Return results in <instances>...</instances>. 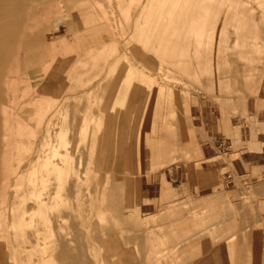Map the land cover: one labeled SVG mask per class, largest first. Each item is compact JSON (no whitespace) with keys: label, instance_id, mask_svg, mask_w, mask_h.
Here are the masks:
<instances>
[{"label":"bare ground","instance_id":"bare-ground-1","mask_svg":"<svg viewBox=\"0 0 264 264\" xmlns=\"http://www.w3.org/2000/svg\"><path fill=\"white\" fill-rule=\"evenodd\" d=\"M122 1L140 3L142 10L147 6L141 0ZM243 4V0H157L152 9L156 17L140 30L135 22L128 28L123 25L129 31L128 39L141 32L139 43L126 49L123 40L116 38L118 27L109 11L103 9L100 14L88 6V0H0V215L14 177L15 158L21 157L17 151L25 144L19 134L41 132V152L30 158L31 197L43 212L51 242L69 258L66 264H97L90 240L104 241L100 233L113 230L114 225L111 219L104 223L97 217L96 200L88 202L89 210H83L89 173L95 174L89 194L105 192L107 209L121 210L127 186L141 193L142 142L151 147L155 162L161 131L170 120L182 124L176 93L177 82L186 80L183 73L201 79L205 59L213 72L219 51L223 54L217 55V60L228 61L225 53L232 32L249 20L255 23L263 18L260 9L264 7L254 14L253 7ZM44 21L48 23L41 26ZM31 25L30 44L45 43L47 50L58 44L52 42L51 35L57 39L61 32L93 26L97 34L92 39L83 36L82 47L77 38L68 55L74 66L64 65L67 74H60V81L43 85L42 67L31 60L35 66L28 70L27 58L20 57ZM263 31V26L251 31L256 43L264 41ZM207 52L208 57L203 55ZM214 76L228 80L230 74ZM20 117L24 122L18 134ZM161 152L165 154L163 147ZM23 169L21 165L18 173L24 174ZM211 174L208 171L201 177ZM239 183L249 195L242 206L212 223L223 224L217 228V236L197 244L191 243L192 235H171L173 249L184 254V264H249L256 237H264V226L260 230L255 227L264 192L244 186L242 180ZM19 210L15 225L22 227L26 211ZM123 222L131 224L124 216ZM131 225L132 238L145 243L142 225ZM216 237L219 240H214ZM4 246L0 238V253ZM48 256L55 258L53 251ZM11 259L12 264H19L15 253ZM141 264L153 262L145 259Z\"/></svg>","mask_w":264,"mask_h":264},{"label":"rangeland","instance_id":"rangeland-1","mask_svg":"<svg viewBox=\"0 0 264 264\" xmlns=\"http://www.w3.org/2000/svg\"><path fill=\"white\" fill-rule=\"evenodd\" d=\"M141 1L147 3L144 10L141 9L140 3L131 4L122 0H88V6L94 7L100 14L103 13V9L108 10L112 22L118 27L116 38L123 40L122 44L126 49H133L140 41L141 26L150 18L156 17V11L152 9L155 8L153 5L155 6L157 0ZM243 3L242 7H253L254 14L264 7V0H243ZM71 6V2H67V7L73 11ZM260 11L263 14L264 8ZM262 17L255 23L249 20L243 27L238 28V32L237 29L232 32L228 41L229 47L225 53L228 61L224 63L222 60L220 62V59L217 60V55L223 54L219 51L215 54L213 72L205 59L206 70L201 79L193 78L188 72L183 73L186 80L177 82L180 86H177L176 93V99H179L177 104L181 107L182 124L178 125L170 120L169 126L161 131L162 137L156 139L158 155L155 162L151 147L144 145L143 140L141 193L127 186L124 188L121 210L116 212L113 209H107L105 192L98 196L89 194L95 183L94 172L89 173L82 199L86 202L83 210H89L88 202L96 200L97 217L104 223L111 219L114 225L113 230L100 233L104 241L90 240L94 252L93 259L97 264H141L145 259L152 261L153 264H184V254L172 247L173 242L170 237L173 233H180L182 236L192 235L191 243L202 244V240L217 236V228L223 227V224L216 226L212 223L223 217L225 213L242 206L247 199L249 193L245 188L239 187V180H242L244 186H254L256 190L264 192V177H259L258 181H252L249 178L243 179L237 176V184L228 185L222 176L219 177L214 171L209 170L212 174L202 179L201 175L206 174L208 170H205L206 165L203 163L198 136L199 128L195 126L194 119L196 104L213 102L224 108L234 106L245 110L247 94H258L260 89L264 88V41L256 43L255 40L258 41V39L251 32L256 27H264V14ZM131 22H135L139 30L136 37L128 39L126 35L129 31L122 27L123 25L130 27ZM47 23L48 21H44L40 24L45 26ZM32 25L28 28V40L20 52V57L27 58L28 70L35 66L31 65V60H35L36 65L42 67L40 77L43 85L53 84L55 80L60 81V74H67L64 65L74 66L73 63L69 64L71 58H68V55L74 50L77 38L78 44L82 47L84 46L81 44L83 36L92 39L97 34L96 26H93L90 29L84 27L82 30L71 33L61 32L57 39L51 35L52 42L55 41L58 44L53 50H47L44 48L45 43L30 44L33 40L29 42L30 37H33ZM53 28H56L55 24ZM203 55L208 57L209 52ZM213 73L217 75L229 73L230 77L228 80L227 78L216 80ZM35 92L40 91L36 89ZM185 106H189L190 110L186 111ZM23 122L24 118L17 119L20 130V132L17 130L18 134L23 130ZM19 136L25 144L22 151H17L21 157L15 158L14 177L8 186L0 215V238L5 242L0 253V264H12L11 258L14 253L19 264H66L69 258L56 242H51L43 223V212L31 197L30 158L33 154L41 152L38 144L41 132L36 135L26 133ZM162 147L165 154L161 152ZM21 165L24 167V174L18 173ZM173 167L178 169V174L175 175V181L168 179L169 182H167L164 173ZM186 172L189 181L184 183ZM85 175L87 176L86 173ZM191 180L199 182L197 189L192 190ZM262 201L260 221L255 225L257 230L264 226V200ZM18 209L26 211L25 224L22 227L15 225L18 221ZM123 216L129 218L131 224L142 225L141 233L147 238L145 243L132 238V225H126L123 222ZM70 221L69 219L68 222ZM37 228H40V232L36 231ZM217 238L214 240H219ZM254 248L255 253L248 260L249 264H259L255 260L264 261V237L260 240L256 237ZM50 251L54 252L55 258L48 256Z\"/></svg>","mask_w":264,"mask_h":264},{"label":"crops","instance_id":"crops-1","mask_svg":"<svg viewBox=\"0 0 264 264\" xmlns=\"http://www.w3.org/2000/svg\"><path fill=\"white\" fill-rule=\"evenodd\" d=\"M194 119L206 171L222 176L228 185L237 184V176L252 181L264 177V88L247 94L245 110L213 102L196 104ZM224 142L230 143L225 150ZM176 174L174 167L164 173L167 182L175 181ZM188 179L187 175L184 183ZM198 183L191 180L192 190Z\"/></svg>","mask_w":264,"mask_h":264},{"label":"built area","instance_id":"built-area-1","mask_svg":"<svg viewBox=\"0 0 264 264\" xmlns=\"http://www.w3.org/2000/svg\"><path fill=\"white\" fill-rule=\"evenodd\" d=\"M228 147H230V143H227V142L222 143V148L224 150L227 149Z\"/></svg>","mask_w":264,"mask_h":264}]
</instances>
